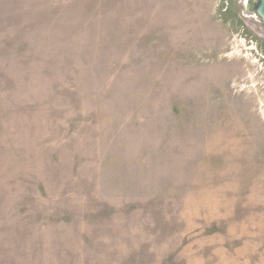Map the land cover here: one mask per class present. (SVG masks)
Segmentation results:
<instances>
[{"label": "rangeland", "instance_id": "rangeland-1", "mask_svg": "<svg viewBox=\"0 0 264 264\" xmlns=\"http://www.w3.org/2000/svg\"><path fill=\"white\" fill-rule=\"evenodd\" d=\"M252 4L0 0V264H264Z\"/></svg>", "mask_w": 264, "mask_h": 264}, {"label": "water", "instance_id": "water-1", "mask_svg": "<svg viewBox=\"0 0 264 264\" xmlns=\"http://www.w3.org/2000/svg\"><path fill=\"white\" fill-rule=\"evenodd\" d=\"M252 13L257 17L264 29V0H252Z\"/></svg>", "mask_w": 264, "mask_h": 264}, {"label": "flooded vegetation", "instance_id": "flooded-vegetation-1", "mask_svg": "<svg viewBox=\"0 0 264 264\" xmlns=\"http://www.w3.org/2000/svg\"><path fill=\"white\" fill-rule=\"evenodd\" d=\"M248 2H250V1H248Z\"/></svg>", "mask_w": 264, "mask_h": 264}]
</instances>
